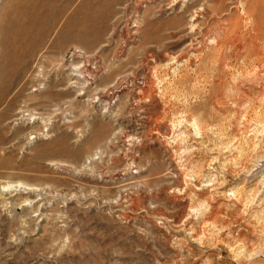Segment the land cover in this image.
I'll return each instance as SVG.
<instances>
[{"label": "rangeland", "instance_id": "obj_1", "mask_svg": "<svg viewBox=\"0 0 264 264\" xmlns=\"http://www.w3.org/2000/svg\"><path fill=\"white\" fill-rule=\"evenodd\" d=\"M0 264H264V0H0Z\"/></svg>", "mask_w": 264, "mask_h": 264}, {"label": "bare ground", "instance_id": "obj_2", "mask_svg": "<svg viewBox=\"0 0 264 264\" xmlns=\"http://www.w3.org/2000/svg\"><path fill=\"white\" fill-rule=\"evenodd\" d=\"M129 1H131V0H129ZM220 3V2H219ZM234 7V6H233ZM147 13L146 14H142L141 15V21H142V23L143 24H151V9H150V11L148 12V11H146ZM193 12V11H192ZM214 12L216 13V10H214ZM206 14V13H205ZM217 14V13H216ZM141 23V24H142ZM207 23V22H206ZM258 27V26H257ZM256 28V27H255ZM259 29V28H258ZM256 30V29H255ZM260 31V30H259ZM261 32V31H260ZM260 34V33H259ZM140 35V34H139ZM77 37V36H76ZM30 38H32V37H30ZM215 38V37H214ZM257 39V38H256ZM29 46V45H28ZM148 50H146V52H147ZM145 52V53H146ZM82 58V57H81ZM97 59V58H96ZM79 60V59H78ZM37 63V62H36ZM94 63V62H93ZM82 68V67H81ZM263 68V67H262ZM74 72H75V70H74ZM77 72V71H76ZM260 73V72H259ZM69 75V74H68ZM82 76V75H81ZM125 76V75H124ZM257 82H259V81H257ZM85 83H87V82H85ZM260 83V82H259ZM86 85V84H85ZM118 86V85H117ZM42 87V86H41ZM80 90V89H79ZM118 98V97H117ZM100 100V99H99ZM107 102V101H106ZM63 111V110H62ZM18 115V114H17ZM19 116H20V114H19ZM35 117V116H34ZM147 119V118H146ZM150 122V121H149ZM115 136V135H114ZM109 141V140H108ZM106 146V145H105ZM123 152V151H122ZM109 154V153H108ZM102 155V154H101ZM88 159V158H87ZM99 160V159H98ZM90 161H92L93 162V159H91ZM89 162V161H88ZM136 162V161H135ZM59 165V164H58ZM108 166V165H107ZM90 167V166H89ZM93 167V166H92ZM87 169V168H86ZM93 171V170H92ZM77 173V172H76ZM7 186L4 188L3 187V189H20V188H23L22 190H25V189H27V190H30V192L31 191H34L35 190V188L34 187H32V186H30L29 184H26V183H23V182H18L17 184H11V183H9L8 182V184H6ZM13 185H16V186H13ZM36 189H39V188H36ZM29 192V191H28ZM36 192V191H35ZM39 192H40V194L42 195V192L43 193H49L48 192V189L47 190H43V189H40L39 190ZM38 192V193H39ZM26 193V192H25ZM19 194V193H18ZM40 195V196H41ZM38 196V195H37ZM26 202H28L29 204L31 203V200H30V202L27 200ZM125 202V201H124Z\"/></svg>", "mask_w": 264, "mask_h": 264}]
</instances>
